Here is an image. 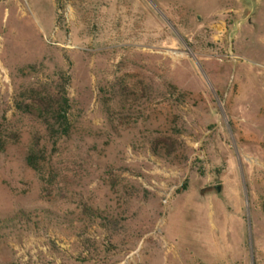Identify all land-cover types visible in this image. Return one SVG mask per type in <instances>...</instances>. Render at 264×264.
<instances>
[{"label": "rangeland", "instance_id": "obj_1", "mask_svg": "<svg viewBox=\"0 0 264 264\" xmlns=\"http://www.w3.org/2000/svg\"><path fill=\"white\" fill-rule=\"evenodd\" d=\"M0 222V264H264V0H0Z\"/></svg>", "mask_w": 264, "mask_h": 264}, {"label": "trees", "instance_id": "obj_2", "mask_svg": "<svg viewBox=\"0 0 264 264\" xmlns=\"http://www.w3.org/2000/svg\"><path fill=\"white\" fill-rule=\"evenodd\" d=\"M29 92L27 93L28 100L18 106L19 110L39 120L46 127V131L50 133V136L66 135L70 126L68 116L70 104L65 85L58 84L54 88L44 87L42 90L32 89ZM41 140L38 134L34 135L26 158L28 166L38 174H42V162L45 159ZM166 147L171 149L172 145L167 142ZM171 152L168 151V153ZM22 216V218L29 220L25 214H22Z\"/></svg>", "mask_w": 264, "mask_h": 264}, {"label": "water", "instance_id": "obj_3", "mask_svg": "<svg viewBox=\"0 0 264 264\" xmlns=\"http://www.w3.org/2000/svg\"><path fill=\"white\" fill-rule=\"evenodd\" d=\"M217 191H218V193H220V191H221V188L219 187V188L217 189Z\"/></svg>", "mask_w": 264, "mask_h": 264}]
</instances>
